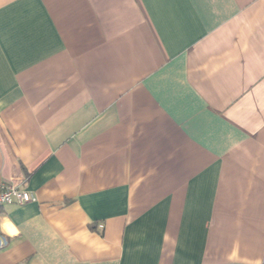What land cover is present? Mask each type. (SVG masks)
I'll list each match as a JSON object with an SVG mask.
<instances>
[{
    "label": "crops",
    "instance_id": "obj_1",
    "mask_svg": "<svg viewBox=\"0 0 264 264\" xmlns=\"http://www.w3.org/2000/svg\"><path fill=\"white\" fill-rule=\"evenodd\" d=\"M0 264H264V0H0Z\"/></svg>",
    "mask_w": 264,
    "mask_h": 264
},
{
    "label": "built area",
    "instance_id": "obj_2",
    "mask_svg": "<svg viewBox=\"0 0 264 264\" xmlns=\"http://www.w3.org/2000/svg\"><path fill=\"white\" fill-rule=\"evenodd\" d=\"M35 201L28 191L23 190L15 182L0 183V208L5 205L15 204L24 205L28 202ZM6 245L4 237L0 238V249Z\"/></svg>",
    "mask_w": 264,
    "mask_h": 264
}]
</instances>
